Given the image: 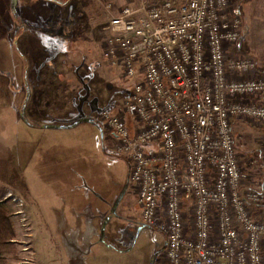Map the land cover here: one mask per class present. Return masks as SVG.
<instances>
[{"label": "built area", "instance_id": "1", "mask_svg": "<svg viewBox=\"0 0 264 264\" xmlns=\"http://www.w3.org/2000/svg\"><path fill=\"white\" fill-rule=\"evenodd\" d=\"M106 7L102 55L134 81L98 118L143 223L165 237L164 264H264V179L245 181L233 134L235 120L264 128V66L236 50L240 0Z\"/></svg>", "mask_w": 264, "mask_h": 264}, {"label": "crops", "instance_id": "2", "mask_svg": "<svg viewBox=\"0 0 264 264\" xmlns=\"http://www.w3.org/2000/svg\"><path fill=\"white\" fill-rule=\"evenodd\" d=\"M73 3L75 13L83 12L85 17L76 19L75 24L81 25V29L89 31L97 24L107 28L110 16L105 20L95 19L94 11L85 0H0V63L10 70L11 79V87H0V105L11 108L16 125L13 136L17 142L22 143L23 133H28L26 152L22 153L19 147V152L12 156V164L17 173L27 171L23 189L26 206L41 209V215L36 211L39 221L52 229L44 235L55 238L53 244L59 248L57 251L49 245L45 249L44 255L49 256L45 264H114V258L126 255L136 242L129 231L125 233V226L135 222L132 205L120 198L126 186H130L128 161L106 150L104 140L112 145L113 139L99 122L94 124L93 120L81 117L75 120L77 123H68L66 118L60 123L54 118L61 116L63 95L81 88L80 79L85 70L80 68L92 63L88 53L75 54L64 40L51 39L47 33L61 22L57 17L54 21L51 14L60 15ZM110 12V15L115 13ZM91 14L92 21L87 18ZM44 16L50 17L56 26L50 28L54 25L44 21ZM103 44L104 40L101 50ZM236 47L239 49V45ZM241 124L242 132L247 133L244 140L247 148L241 151L237 147V150L250 155V164L264 161L262 142L257 149L248 135L249 130L260 128ZM259 177L264 179V166ZM29 222L33 233L31 214ZM52 251L58 252V258L52 257L54 254L49 253ZM36 254L33 244L34 264H40Z\"/></svg>", "mask_w": 264, "mask_h": 264}, {"label": "rangeland", "instance_id": "3", "mask_svg": "<svg viewBox=\"0 0 264 264\" xmlns=\"http://www.w3.org/2000/svg\"><path fill=\"white\" fill-rule=\"evenodd\" d=\"M85 1L94 11L93 14L95 15V19L100 17L103 20L107 19L108 15L110 16L111 13L106 7L108 1H114L117 4L124 2V0ZM102 5L105 10L107 9L106 11ZM240 6L243 16V25L241 38L237 43V45H239V51L251 54L260 66H264V0H240ZM42 9L46 8L42 7ZM113 11L115 12V9H113ZM51 12L53 13L55 10L51 9ZM93 14L87 16L90 21H92L90 18ZM2 17L3 19L7 18L5 14H2ZM51 17L54 21L56 17L60 18L61 22L57 23L56 26V23L50 20V17H43L44 21L54 25L50 26V28L56 26L55 30L49 29L47 31L49 37L51 39L55 38L54 40H64L63 42L67 43L69 50L72 48L73 51L75 50V54H82L81 51L84 53L86 52L92 59V63H90L89 66L86 67V65H84L83 68H80L85 70L83 78L80 79L82 82L81 88L73 93L69 91L63 95L65 103L61 104L62 111L59 112L61 116H54L55 121L64 123L63 120L66 118L68 123H77L78 121L75 120L86 117L96 122L94 124H97V122L100 123L98 118L99 112L103 108L114 110L122 105L131 91L134 79L122 76L119 69L103 57L101 42H103L107 35V28L105 25H94L89 31L81 29V25H76L75 22L76 19L82 20L85 17H83V12H81V14L75 13L74 3L68 11L62 10L60 15L55 13V15L51 14ZM89 20L88 25L90 27L91 24ZM6 22L10 23V20L7 18ZM0 32L1 35L2 31ZM3 32L5 33V31ZM70 43L73 45L72 47ZM2 78H4L3 82L1 81ZM1 86L11 87L10 70L7 69L3 63H0V87ZM66 99L67 101L70 99V101L67 102L65 101ZM51 100L52 103L55 101L54 98ZM3 107L0 105V201L2 200L11 211L16 230L15 241L18 248V254L16 256H8L7 264H34L33 244L37 252V260L40 264H45L46 259L49 260V256L43 253L45 249H49V245L51 249L57 251L59 248L53 244L54 241H56L55 238H47L46 235H44L46 233L50 234L52 229L46 223H43L41 220L39 221L38 214L41 215V209L26 206V200L23 197V189L25 188V176L27 171L25 174L15 172L12 164V156L19 152V147L20 150H23L22 153L26 152V137L28 133L26 131V133H23L24 136L21 135L25 139L22 143L17 142L15 136H13V130L16 129V127H14L15 124H13L12 121L11 108L9 109L7 105L4 109ZM63 114H65V117L62 116ZM241 122L247 123L243 120H237L235 122L236 126H234L233 129L237 147L240 150L244 149V151H246L247 146L244 140L245 137H247V133L242 132L244 126ZM251 127L253 128L256 126L251 125ZM256 128H260V130H249L248 135L251 138V144L258 149L260 142H262L261 137L264 128L263 126ZM261 128L263 129L261 130ZM105 133L112 137L109 132L105 131ZM252 138H254V143L252 142ZM104 144L107 151L115 154L107 139L104 140ZM257 149L255 150L256 152H258ZM241 151H238L237 154L240 165L244 168V173L246 174L245 181L256 183L260 180L259 173L264 166V161L260 159L255 164H250V155ZM123 161L125 166L126 160L123 159ZM120 198L123 201H130L132 205L133 219L135 222H130L129 225H127L128 228L125 226V233L129 231L136 242L134 247L126 255H122L121 257L116 256L113 263L140 264L144 261L148 264H164L162 249L165 243V237L163 233L156 228L143 223L140 215V208L136 202V193L131 185L126 186ZM18 210H22V213H17ZM29 214L34 217L33 233L30 227ZM139 228H142L141 232H139ZM23 233H27V235L25 236ZM22 240L24 243L21 242ZM25 245H28V250H22V247ZM49 253L54 254L52 255L53 258H58V252L52 251ZM23 258H28L29 262L23 263Z\"/></svg>", "mask_w": 264, "mask_h": 264}, {"label": "trees", "instance_id": "4", "mask_svg": "<svg viewBox=\"0 0 264 264\" xmlns=\"http://www.w3.org/2000/svg\"><path fill=\"white\" fill-rule=\"evenodd\" d=\"M237 51H239V49H237ZM236 121L237 120H235L233 124H235ZM233 134L235 137L234 129H233ZM15 238H16V230L14 226V221L12 219L11 211L1 200L0 201V264H7L9 255L16 256L18 254L17 243L15 240H13Z\"/></svg>", "mask_w": 264, "mask_h": 264}]
</instances>
